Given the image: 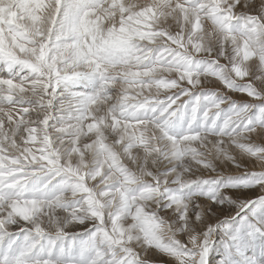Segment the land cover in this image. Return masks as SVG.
<instances>
[{
    "label": "clouds",
    "instance_id": "clouds-1",
    "mask_svg": "<svg viewBox=\"0 0 264 264\" xmlns=\"http://www.w3.org/2000/svg\"><path fill=\"white\" fill-rule=\"evenodd\" d=\"M0 264H264V0H0Z\"/></svg>",
    "mask_w": 264,
    "mask_h": 264
}]
</instances>
